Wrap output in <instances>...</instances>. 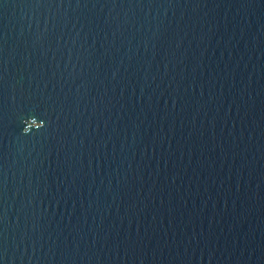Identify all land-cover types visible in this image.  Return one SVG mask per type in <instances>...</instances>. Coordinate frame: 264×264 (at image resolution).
Listing matches in <instances>:
<instances>
[{
    "label": "water",
    "instance_id": "water-1",
    "mask_svg": "<svg viewBox=\"0 0 264 264\" xmlns=\"http://www.w3.org/2000/svg\"><path fill=\"white\" fill-rule=\"evenodd\" d=\"M0 264H264V0H0Z\"/></svg>",
    "mask_w": 264,
    "mask_h": 264
}]
</instances>
